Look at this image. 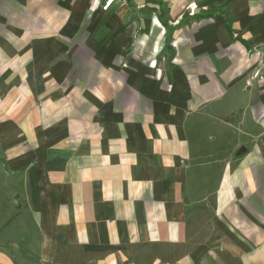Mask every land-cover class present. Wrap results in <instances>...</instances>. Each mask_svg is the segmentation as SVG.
<instances>
[{"label":"crops","instance_id":"obj_1","mask_svg":"<svg viewBox=\"0 0 264 264\" xmlns=\"http://www.w3.org/2000/svg\"><path fill=\"white\" fill-rule=\"evenodd\" d=\"M263 63L264 0H0V264L22 214L36 264H264Z\"/></svg>","mask_w":264,"mask_h":264},{"label":"rangeland","instance_id":"obj_2","mask_svg":"<svg viewBox=\"0 0 264 264\" xmlns=\"http://www.w3.org/2000/svg\"><path fill=\"white\" fill-rule=\"evenodd\" d=\"M195 170V171H194ZM218 170L219 168L216 167H210L209 169H207L206 173L210 176L211 179H213L217 174H218ZM193 175H200L203 172L200 170V168H194L193 170ZM199 188V185H198ZM194 211H197L199 213V225H205L206 221L208 220L209 217V213H210V208L209 207H205L203 208L202 206L199 208L194 209ZM14 218V217H13ZM18 219V238H19V242L18 243V247H9V246H4L1 249L3 251H5L8 254H11L17 263L19 264H36V262L33 260L34 257H36V247H35V234L32 233V229H31V224L29 223V221L27 220V217L25 216V214H22V216L20 215L19 217H17ZM10 222V221H8ZM193 229L195 231H197V228H191L190 232H188L189 234H191L193 232ZM203 230H200L199 233L196 232L197 236L195 238V242H200L203 241L204 239L207 241H217V239L219 238V233L216 230H211V231H205L202 232ZM6 234V238L10 239V235L15 238L16 233L13 232L11 233L9 232H4V235ZM11 233V234H10Z\"/></svg>","mask_w":264,"mask_h":264},{"label":"water","instance_id":"obj_3","mask_svg":"<svg viewBox=\"0 0 264 264\" xmlns=\"http://www.w3.org/2000/svg\"><path fill=\"white\" fill-rule=\"evenodd\" d=\"M259 73H264V63L261 65V68L259 70Z\"/></svg>","mask_w":264,"mask_h":264},{"label":"built area","instance_id":"obj_4","mask_svg":"<svg viewBox=\"0 0 264 264\" xmlns=\"http://www.w3.org/2000/svg\"><path fill=\"white\" fill-rule=\"evenodd\" d=\"M258 75V74H257Z\"/></svg>","mask_w":264,"mask_h":264}]
</instances>
